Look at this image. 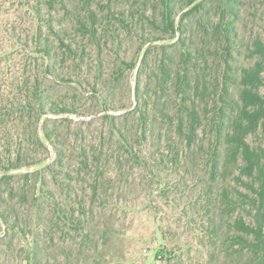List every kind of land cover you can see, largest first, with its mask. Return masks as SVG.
Segmentation results:
<instances>
[{
  "label": "trees",
  "instance_id": "trees-1",
  "mask_svg": "<svg viewBox=\"0 0 264 264\" xmlns=\"http://www.w3.org/2000/svg\"><path fill=\"white\" fill-rule=\"evenodd\" d=\"M32 13L41 28L30 57L41 58L44 78L57 87L70 82L71 70L80 79L106 74L114 83L138 72L135 105L119 116L104 102L109 134L102 132L91 152L80 147V163L60 186L68 199L75 195V205L39 193L52 212L31 239L24 237L27 264L106 257L118 235L112 219L131 210L117 200V186L130 184L133 169L147 186L145 208L155 212V262L185 264V251L187 264H264V0H35ZM125 40L137 44L135 59L108 66L105 49ZM20 95L0 119H34L35 145L47 150L54 143L49 121L70 123L76 100L56 97L39 75L21 80ZM18 138L14 162L0 174L4 184L14 173L30 181L47 166L38 157L22 161ZM107 140L118 146L104 156ZM63 154L58 149L57 159ZM112 163L115 172L106 171ZM161 202L178 211L179 225L161 219ZM13 208L18 223L23 218ZM7 219L0 203V222ZM53 249L62 256L51 263L44 253Z\"/></svg>",
  "mask_w": 264,
  "mask_h": 264
},
{
  "label": "rangeland",
  "instance_id": "rangeland-1",
  "mask_svg": "<svg viewBox=\"0 0 264 264\" xmlns=\"http://www.w3.org/2000/svg\"><path fill=\"white\" fill-rule=\"evenodd\" d=\"M34 4L35 0H0V110L4 113L13 103L22 99L20 95L22 79L34 80L36 75H39L43 88L49 91L51 89V93H54L56 97H68L69 100L74 98L77 112L70 117V123L62 122L61 118L52 121L54 118H51L47 125L48 133L54 143L48 145L47 150L35 145L34 119L29 121V118H26L22 125L19 123L21 120L19 116H14L10 120L0 119V174L14 162L11 149L18 143V137H21L25 147L22 161L38 157L47 163L44 170L37 174L33 173L29 177L30 181H27L20 173H14L13 179L7 184H4L6 182L0 178V203L2 210L9 216L7 221L0 222V264H27L29 252L24 243L25 239H31L37 228H43L48 223V213L52 212L46 197L39 196L38 199L42 190L53 193L59 201H69L74 205L77 202L74 194L73 198L68 199L69 192L62 191L60 186L67 185L68 174L70 175L72 170L75 171L80 163L78 155L80 147L83 146L91 152L101 133L104 132L105 136L109 134L110 124L105 120L102 112L104 102L108 104L113 114L119 116H123L124 110L132 103L133 106L135 105L133 87L138 67L132 75L127 73L119 83L112 82L106 74L102 80L95 79L93 73L86 74L85 71L84 74L87 76L80 79L74 70H71V80L65 84L67 86L57 87L51 79H45L41 58L30 57V52L32 53L35 48V34L41 28L32 13ZM125 42L126 40L124 46L116 48L114 45H109L105 49L104 57L108 66L113 67L114 64L123 60L135 59L133 53L136 51L137 44L130 40ZM107 65L106 67L109 68ZM104 84H110L108 92L103 90ZM42 125L44 124L41 122L38 127L43 129ZM111 143L109 140L105 141L104 156L111 154L112 150L117 148L118 144ZM58 149L64 153L60 160L57 159ZM109 170L115 172L116 167L113 163L110 166L107 165L106 171ZM130 172L132 174L130 178L128 177L130 184L127 187L125 183L122 187L117 186L121 191L116 194V197L120 202L127 203L131 210L127 214L118 212L112 219V224L117 226L118 235L111 240V251H107L106 257L102 258L96 255L90 256L88 263L107 264L113 256H118L119 259L114 260L113 264H176L175 261L168 260L154 261L161 244L151 224V215L155 212L145 208L147 198L144 189L147 186L139 175V170L133 169ZM10 188L15 198L10 197L12 194H10ZM24 194L25 206L21 203V195ZM177 196L181 197L182 194L178 193ZM160 206L163 210L161 219L175 223L176 226L180 224L176 209L168 207L163 202ZM13 207L23 218L18 223L15 216L17 213ZM40 209L43 210L40 211ZM160 224L166 226L164 222ZM25 236L27 237L24 238ZM55 237L58 239L59 233L55 234ZM188 237L189 235L184 234L183 240ZM145 249L148 253L144 252ZM47 251L44 253V258H50L51 263L54 257L62 256L61 251L57 249ZM179 256L187 264L188 254L184 251ZM192 257L199 259L194 254Z\"/></svg>",
  "mask_w": 264,
  "mask_h": 264
},
{
  "label": "built area",
  "instance_id": "built-area-1",
  "mask_svg": "<svg viewBox=\"0 0 264 264\" xmlns=\"http://www.w3.org/2000/svg\"><path fill=\"white\" fill-rule=\"evenodd\" d=\"M144 252H145V253H148V250H147V249H145V250H144Z\"/></svg>",
  "mask_w": 264,
  "mask_h": 264
}]
</instances>
